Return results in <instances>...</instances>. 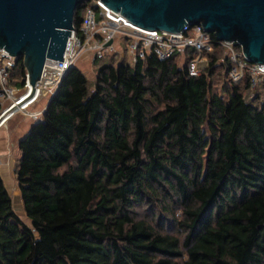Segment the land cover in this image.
Returning <instances> with one entry per match:
<instances>
[{
    "label": "trees",
    "instance_id": "1",
    "mask_svg": "<svg viewBox=\"0 0 264 264\" xmlns=\"http://www.w3.org/2000/svg\"><path fill=\"white\" fill-rule=\"evenodd\" d=\"M213 42L200 76L116 53L93 84L68 71L18 144L30 226L0 174V264H264V89ZM26 75L20 59L11 85Z\"/></svg>",
    "mask_w": 264,
    "mask_h": 264
},
{
    "label": "water",
    "instance_id": "2",
    "mask_svg": "<svg viewBox=\"0 0 264 264\" xmlns=\"http://www.w3.org/2000/svg\"><path fill=\"white\" fill-rule=\"evenodd\" d=\"M85 1L0 0V48L23 60L26 87L38 85L47 60L63 61L76 10ZM101 1L146 30L179 33L200 24L218 41L240 45L250 62L264 64V0Z\"/></svg>",
    "mask_w": 264,
    "mask_h": 264
},
{
    "label": "built area",
    "instance_id": "3",
    "mask_svg": "<svg viewBox=\"0 0 264 264\" xmlns=\"http://www.w3.org/2000/svg\"><path fill=\"white\" fill-rule=\"evenodd\" d=\"M220 43L231 62L230 80L239 83L249 76L253 92L260 87L264 89V64L250 62L242 47L235 42ZM121 51L124 57H120ZM213 51V34L200 24L187 25L179 33L146 30L122 19L120 13L104 7L101 0H92V5L86 6L84 10L80 26L76 28L74 25L71 31L63 61L47 60L34 90L26 87L28 73L22 89L11 85V75L17 60L0 48V130L12 117L21 112L26 113L40 99L49 98L50 101L65 75L80 59L90 60L93 64L96 60L116 53L119 59L128 58L135 65L150 55L161 60L179 56L186 62L191 76H200L208 66V54ZM43 112L44 109L33 111L30 116L39 121Z\"/></svg>",
    "mask_w": 264,
    "mask_h": 264
},
{
    "label": "rangeland",
    "instance_id": "4",
    "mask_svg": "<svg viewBox=\"0 0 264 264\" xmlns=\"http://www.w3.org/2000/svg\"><path fill=\"white\" fill-rule=\"evenodd\" d=\"M120 57H124V52H120ZM123 59V58H122ZM180 59V63L183 64V59ZM76 65L87 75L89 81L91 84H93L96 80V75H97V66H94L90 60L86 59H80L76 63ZM215 91H219L218 87L215 88ZM49 102L48 99H40L37 103H35L26 113H18L14 119L11 121V127H14L16 123L18 122H25L26 123V129L24 128L22 130V137H24L23 133H27L28 127H31L34 123L37 122V120H33L30 116V113L35 111V110H43L47 106ZM43 114L39 117V120L42 119ZM18 132V133H20ZM26 135V134H25ZM20 149L19 147L13 148V150L10 152V154L5 155V156H0V174L3 178V181L9 191V193L12 196V201H13V207L14 210L20 215L22 218L23 222H25L27 225H31L30 219L25 215L23 204L21 201V194L19 191V187L17 185L16 181V176H15V168L18 159L20 158Z\"/></svg>",
    "mask_w": 264,
    "mask_h": 264
},
{
    "label": "crops",
    "instance_id": "5",
    "mask_svg": "<svg viewBox=\"0 0 264 264\" xmlns=\"http://www.w3.org/2000/svg\"><path fill=\"white\" fill-rule=\"evenodd\" d=\"M35 111H37V110H35ZM14 117H12L7 122V124L5 126H3L0 130V156H5V155L10 154V152L13 150V148L17 147L20 140L23 138L21 135L22 134L21 132L26 127L25 126L26 123L24 121L18 122V123H16V125H14V127H11L10 123L14 119ZM30 128L31 127H28L27 133L29 132ZM18 132H20V133H18ZM27 133H23L24 134L23 136H25V134H27Z\"/></svg>",
    "mask_w": 264,
    "mask_h": 264
}]
</instances>
